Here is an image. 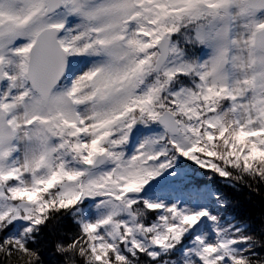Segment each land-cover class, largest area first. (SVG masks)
Returning a JSON list of instances; mask_svg holds the SVG:
<instances>
[{
  "label": "snow or ice",
  "instance_id": "1",
  "mask_svg": "<svg viewBox=\"0 0 264 264\" xmlns=\"http://www.w3.org/2000/svg\"><path fill=\"white\" fill-rule=\"evenodd\" d=\"M0 264H264V0H0Z\"/></svg>",
  "mask_w": 264,
  "mask_h": 264
},
{
  "label": "trees",
  "instance_id": "2",
  "mask_svg": "<svg viewBox=\"0 0 264 264\" xmlns=\"http://www.w3.org/2000/svg\"><path fill=\"white\" fill-rule=\"evenodd\" d=\"M239 200H240V207L242 209V211L251 214V215H255V213H257L260 210V204H259V199L257 198L256 202H250L247 201L244 198V194L240 193L237 194Z\"/></svg>",
  "mask_w": 264,
  "mask_h": 264
}]
</instances>
